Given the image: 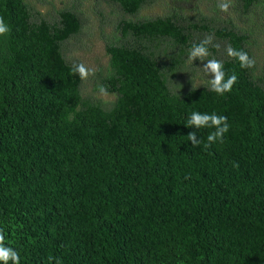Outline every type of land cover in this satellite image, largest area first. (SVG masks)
<instances>
[{
  "label": "trees",
  "instance_id": "obj_1",
  "mask_svg": "<svg viewBox=\"0 0 264 264\" xmlns=\"http://www.w3.org/2000/svg\"><path fill=\"white\" fill-rule=\"evenodd\" d=\"M84 1L44 0L43 13L0 0V228L21 264H264V0H233L248 29L219 0L209 15L171 0L154 17L142 10L160 0H93L109 61L81 81L70 54L91 29ZM208 35L220 47L206 59L238 76L223 96L206 61L187 59ZM193 111L228 118L223 143L204 148L213 129L185 127Z\"/></svg>",
  "mask_w": 264,
  "mask_h": 264
},
{
  "label": "clouds",
  "instance_id": "obj_2",
  "mask_svg": "<svg viewBox=\"0 0 264 264\" xmlns=\"http://www.w3.org/2000/svg\"><path fill=\"white\" fill-rule=\"evenodd\" d=\"M217 7L221 12H228L230 0H219ZM9 32V26L5 23L3 17H0V37L7 35ZM213 40L214 36L208 35L199 43L193 44L189 49L187 59L190 62L197 59L200 61H206L201 69L205 75L212 77L208 81V90L219 96H223L232 91L233 86L238 81V76L235 73L226 75L224 64L221 60H218L215 57L206 59L211 56L209 46L219 50L220 45L214 44ZM225 52L227 57L237 60L242 69H251L255 66V60L242 49L238 50L231 44H228L225 46ZM70 71L72 74L78 75L81 81H86L90 76L95 75V69L88 67L83 62L73 63ZM99 92L103 95L106 94L107 90L103 86H100ZM185 127L213 129V131L208 134L207 141L204 143L205 149L211 147L217 142L223 143L225 134L228 133L230 129L228 118L226 116L218 115L215 112L200 113L198 111H193L190 114ZM187 138L192 146H199L201 144V140L197 138L195 131L189 132ZM0 262H2V264H9V262H11V264H21L20 251L12 246V241L6 240L3 228H0ZM57 264H59V261Z\"/></svg>",
  "mask_w": 264,
  "mask_h": 264
},
{
  "label": "rangeland",
  "instance_id": "obj_3",
  "mask_svg": "<svg viewBox=\"0 0 264 264\" xmlns=\"http://www.w3.org/2000/svg\"><path fill=\"white\" fill-rule=\"evenodd\" d=\"M38 10L42 11L43 13H46L49 8L52 7L51 4L44 3V0H29ZM51 1L56 8H61L65 4H62L64 1H70V0H49ZM93 0H85L83 9L86 11V15L90 17V25L91 29L88 32L89 36L84 37V39H81V41L76 45L75 51H73L70 56L74 58H80L85 64L90 67L94 68L95 70H98L100 66L106 64L109 61V55L106 52L105 49V39H103L101 35V30L99 27V20L97 15H95L91 11V5ZM171 0H160L154 6L147 7L142 10V15L147 17H154L156 15H162L166 8L169 6ZM213 6L212 0H200L199 4L197 5V8L201 10L204 14H211L213 11L211 7ZM107 7V6H104ZM188 13L195 15L196 9L191 6V4H188L187 6ZM106 10V8H105ZM223 16L229 17L232 16L235 18L238 22V14L235 10V3L233 0H230V7L228 12H221ZM256 22V20H255ZM256 25H263L264 27V21L258 20ZM240 25L242 28H249V24L240 22ZM105 31L107 33L111 32V26H107L105 28ZM259 35L258 38V45L256 48H254L255 56L261 57L264 54V33L258 32V30L255 32L254 36ZM96 95L104 99L105 101L113 100L114 96L112 94H101L100 92L96 93Z\"/></svg>",
  "mask_w": 264,
  "mask_h": 264
}]
</instances>
